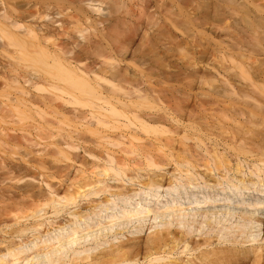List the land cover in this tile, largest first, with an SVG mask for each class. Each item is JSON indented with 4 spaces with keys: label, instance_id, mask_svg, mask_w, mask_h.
I'll return each instance as SVG.
<instances>
[{
    "label": "bare ground",
    "instance_id": "bare-ground-1",
    "mask_svg": "<svg viewBox=\"0 0 264 264\" xmlns=\"http://www.w3.org/2000/svg\"><path fill=\"white\" fill-rule=\"evenodd\" d=\"M52 1L50 2L54 4L56 0H54V2ZM82 1L85 3H82L80 0H76L78 5H83L81 7L85 6L83 10H88V12L91 13L89 16H85V12L82 9V12L81 10L78 11L81 8H78V6V10H75V13L78 15L80 12V15H83V17L81 16L82 18H78V16L75 17L77 18V22L80 23L79 21H81L86 26L84 28L83 25L80 24L83 29H75L78 34L76 37L79 38V41L82 43V45L79 46V42L75 43L73 41L75 47L71 46L72 48H64L62 47L63 44L60 45V47L58 46L60 41L57 40L60 39L63 34H65L66 29L64 28V30L62 28V32L59 35L57 33L60 32L59 29L57 32H55V30L51 31L47 27L46 23L49 21L53 22L52 24L58 22V19L61 18L59 16H62L63 14L60 15V12H62L61 8L59 9L60 12L57 8L60 6L64 8L65 4L67 6V1L62 3L64 5L58 6L60 3H57L55 6L52 5L53 8L57 7V10L55 11L53 8L50 10L52 6H50L51 3L49 4V1L47 0H26V2L22 1L19 6L16 5L18 4L16 0V3L14 0H0V124H5L3 127H6V125H8L7 127L11 126L10 129L6 128V130L0 128V152L5 155L4 156L0 153L1 156H3L0 158V177L2 176V178H4L3 175H5V177L7 176L6 180H11L15 183L20 182L19 184H22L20 185V188L18 186L17 188L15 187L18 193L17 196L15 195V191V193H12L11 190L3 188L6 190L4 193L2 191L3 189L0 190V204H3L0 206V218L3 216L12 215V225H18V227L11 228L8 232H6L8 238L20 237L25 232H36V234L32 235L31 238L26 237L21 242L11 240L0 247V264H34V261L38 260H44L43 264H139L140 259L145 260V264H176L172 261H169L170 259L168 260V256L172 254V252L166 250V247H169V244H172L173 250L176 249L179 244H182V252L189 254L188 257L190 258L186 259L184 263L179 262L178 264H226L225 261L227 260V257L222 251L208 252L204 250L199 251V254L196 256H190L191 252L193 253L199 249V246L196 248L190 247L185 238L180 236L176 237V234L169 232L167 228H165V231H162L163 233H155L154 237L147 240L143 245L119 242L116 246L110 244L108 247L98 250V253H94L91 250L88 252L86 251L84 254L72 251V256H70L68 259L63 260V258L60 257V253H62L67 247L71 249V246L75 245L79 240L85 239L86 237L91 236L97 231L105 228L107 225L114 223V216L107 217L109 221L104 222L103 224L97 222L92 226L86 225L84 229H81L79 223L85 216L78 212L70 213V215L73 217V221L67 220L66 223L62 224L50 223L51 231L53 230L52 232L50 229L43 230L42 232L38 231V228L42 226V223H21L20 226L19 222L21 220H35L37 217L41 216V213L46 214L47 209L51 210L53 214H57L63 208H66L70 205H76L78 200L91 195L106 193L109 197L118 198L127 197L128 195L138 192L143 188L147 190L159 188L162 185L160 182L156 181L154 177H146L145 180L140 181L136 177L126 175L125 167L128 165L127 159L124 156H139L140 158L144 159L146 167L148 166L154 168L163 167L162 164L165 163V159L163 158L174 159L173 157L176 156H173L172 152L167 154L166 150H173L172 143H175V141L172 142L173 139L168 140V137L166 138V130L162 129V127L163 124H166L167 122L178 123L180 121L179 119L184 116L181 115L184 113L182 112L183 107L185 110V106L191 101L189 99L192 94H190V97H188L187 93L186 96L188 98L187 101H185V92L181 93L183 87L182 89L180 88V91L177 90V92H175L176 89L173 91V87H168L172 88V91L175 93L180 92L182 94V98H184V100H181V95L177 96L178 99L180 97L179 100L177 98L176 100L171 98L174 102H177V100L179 102L181 100L180 104L178 103V105L179 107L182 106V109H177L175 106L177 103L174 104L172 101L174 106H171V109L169 108L170 106L162 108L165 105L163 101H166L167 104H170L171 102V99H168L167 97L169 93L167 89H164L163 91L161 90L162 93L160 95V88L152 86L153 89H159V95L154 94L155 96L153 97L151 91L148 97V95L145 93L147 87H149L150 84H155L152 83L153 81L156 82V86L157 84L159 85L157 80H161L162 78L165 80L163 83L168 80L169 82L170 80L171 82H174L172 77L179 76L178 72L181 71L180 68H175V70L179 68L178 71H175L176 76L174 75L175 73H172L173 75L168 73L170 75L168 76L166 73L171 71L173 67L170 66V70L168 65H165L167 62H165V64L163 63L162 59L164 58L161 59V57H159V59H156L157 61L161 60V63H159L160 61H155V59L153 61L148 59L150 61H148V64L152 62L153 65H156L154 64L155 61L161 65V70L156 68V66L158 67L159 64L154 66L156 68L155 71L157 72L155 78L160 77L161 79H155L153 77L154 80L152 79L153 81L151 82L149 79L154 76L151 74V72H154L153 65L151 67L152 69H148L150 67L145 65L147 63H144L146 60L143 61L137 56H132L130 58L137 57V61L140 59L139 64H141V61H143L142 65H145L143 66L146 68V73L144 72L143 67V70H141L140 67H136V69L141 70H139V74L136 72L138 70H133L137 75L133 76L127 73L122 68L123 66H121V63L126 62L127 56L132 53H129L128 51H132V49L129 50V48L133 41L130 42L132 37L130 38L129 35L131 36L132 34H129L130 32L128 33L127 29L125 28L126 26L124 27V24H127L126 22L123 23V21H125V19H123L125 16L121 18V21L119 19L117 20L116 18L115 21L113 20L108 22L107 20H109V18L106 20L99 18V16L107 17L104 14L105 12L101 13L103 9L101 11V6L98 4L103 0H98V3L97 0ZM119 1L117 0V2ZM117 2L114 0V3L117 4ZM261 2H263V0ZM261 2H259L258 5H260ZM119 5L121 6L120 3ZM122 6L124 7L125 4L122 3ZM261 6L263 7V3ZM261 6L260 8H262ZM63 8L62 10L65 9ZM262 11H264L263 8L261 12ZM88 12L86 14H89ZM101 14L104 15L102 16ZM49 15L51 16L49 17ZM120 16L122 17V15ZM110 18L114 19L113 16ZM74 22L78 24L76 19ZM61 26L63 25L61 24L57 27L59 28ZM90 27H92L94 30L92 31L91 29L93 32L92 37L91 33L88 34ZM123 27L126 29V31ZM117 29L120 32H118ZM130 30L134 35L136 31L134 32V29ZM259 34L256 36V38H254L256 39L254 41L256 42V46H253V48H256V52L258 50L257 37L260 38ZM57 35L59 38L56 37L58 38L56 40V38L54 39V36ZM66 36L67 34L64 35V38ZM74 36L72 35V38L71 36L67 37L73 39ZM261 36H263V32ZM76 37L73 40H76ZM67 39L64 40L68 42L69 39ZM129 39L131 40L129 41ZM55 40L57 42H55ZM259 41L261 42V40L258 39V43ZM66 42H64V45H72V41H70L71 44H67ZM259 45L261 44L259 43ZM262 46H264V43ZM139 48L137 47L136 51L134 49V53L131 55L138 52ZM141 49L139 50L140 53L138 54H141V57L145 58V55H143V52H141L144 51V49ZM163 52L168 53L167 50L162 51V53ZM167 55L169 56V53ZM254 56L256 57L257 53L256 55L254 54ZM261 59L263 58L261 57ZM256 61H258L259 64L260 62L263 63L260 59H256ZM162 63L165 67L162 65ZM125 65L128 66L126 63ZM166 66L168 67L169 71H167ZM160 67L158 68L160 69ZM189 67L190 66L187 68ZM256 67H259L260 71L259 68L257 69L260 73H262L261 65ZM128 70L129 68H127V71ZM184 70L183 72L186 71ZM189 71L192 70L190 69ZM189 71L185 72V74L181 71L183 73L182 76H186L187 74L185 79L183 77L184 80L187 79L189 76L188 74H191ZM148 72L151 76H148ZM193 74L195 76V72ZM194 76L190 75L191 78L193 77L191 80L194 81L199 79H195ZM181 79L179 80V83H182ZM163 80L159 81L161 85ZM189 80L187 79L186 83L185 81H183V83L187 85L188 81L189 85L192 84L190 86H197L201 84V82L199 83V80L196 82L197 85L196 83L193 84L194 82L192 83ZM223 84H225V82H223L221 85ZM163 86L160 87L164 88ZM188 87H186L184 90L186 91L189 89ZM176 95L177 94H175V96ZM147 97L155 100L152 101H154L157 105V109L154 107L156 105L152 107V103L150 101V107L147 106L149 105ZM161 97L162 99L164 98L162 101L164 105H161L162 107L156 103L157 101H160L159 98ZM165 97L167 98L165 99ZM169 97H171L170 94ZM192 99H194V97ZM203 100L207 101L206 103L208 104V100H206V98ZM181 102L188 103L181 104ZM202 102L199 103L202 105ZM204 103L205 102H203V104ZM194 104L198 103L194 102ZM200 104L199 108L201 109L202 106ZM145 107H149V112H146L148 111L147 108L146 111L143 110ZM194 107L192 108L193 110ZM186 108L188 109V106ZM255 108L257 109V107ZM150 109H155V111L150 112ZM253 109L254 107L251 110L254 111ZM256 109L254 111V115L252 114L251 117L249 116L250 118L253 116L254 117L252 119L256 118ZM177 110L180 111L181 116L177 114ZM252 111L251 113H253ZM185 112L187 113L186 110ZM261 112L263 113V111ZM251 113L248 112L250 115ZM257 113H260V110ZM196 114H193V116L191 115L192 119L195 116L194 120L191 119L192 123L194 122V134L192 135L194 136V140L201 144L202 141L200 140V135L198 133H201L202 129L204 130L206 127H208L207 125H210L211 121L212 126L214 120L215 123H220L221 120L215 117L218 119V121L220 120L218 122L216 119H214V115L212 117L214 120H211L209 119L208 114H206L205 117H208L207 119L211 120L209 121L210 123H207V121L206 124L204 121L206 118L202 117L204 118L202 119L204 121L203 123V121H200V115L198 116V114ZM174 115H177L179 119L177 120V117L175 119ZM209 115L212 114L209 113ZM200 125H202V129H200ZM217 125L218 124H216V126ZM209 127L207 129H209ZM214 127L215 126H213V128ZM217 127L218 128L215 127V129H219L220 125ZM173 131H175V129ZM207 131H205V133H207ZM168 132L171 133L172 131L168 130ZM112 133L115 134L113 138L107 135ZM163 133H165L163 136H165L166 139L164 142L160 141L161 138L158 137V135H162ZM169 133L168 136L170 135ZM141 134L146 136L145 139L148 138L147 136H151L152 134L157 136H151L154 139L152 142L147 144L142 140L143 137L141 138ZM171 136L172 135L169 137ZM184 136L185 135H183L182 138L185 140L186 137ZM151 137L147 140L151 141ZM238 139H240L241 142H239L240 140H235L239 142V144H237L238 142L236 144L239 148L242 146L241 151L245 149L246 152H244L246 154H244L247 155V158H249L248 156L252 154V151L250 150L253 147L251 148L247 146L248 144H242L244 142V140L242 141V137H238ZM124 140L128 142V145L125 144ZM141 140L142 142L140 143ZM197 142L195 143V149L193 148V150H196V148L199 149L200 146H196ZM143 143H146L147 145ZM233 143L235 144L234 140ZM234 144L231 146H234ZM119 145L122 146V148L119 150L121 155L115 157L114 151H111L107 148L108 146ZM243 145H245V147L247 146L246 148L249 149V153L251 154H247L248 151L243 147ZM251 146L255 147L256 155L258 154L256 152L261 151V147H257V145L255 146L254 143ZM256 147L260 148V150L256 149ZM233 148L234 147L231 149L233 150ZM239 150L240 149L237 151V149H235V153H238ZM241 151L239 154H243V151ZM262 151L260 153H262ZM100 152L105 154L104 157L101 158ZM79 153L83 154L80 155ZM221 154L222 157L220 153V156H214V168L217 170L219 167H223V169L227 170L225 172H229V163L227 159L224 158L226 155L223 157L224 153L222 152ZM252 155L253 156L251 157L254 159L255 156L254 154ZM260 156L261 155H259V157ZM263 157L264 156H261V158L257 159V162H259L258 164L261 166L264 165ZM88 158H90L92 162L103 160L104 165H102V167L96 172H92L91 176L89 177H82V175H80L79 177L82 179V186L77 185V187L74 188L66 186L62 191H58V188L53 186L50 181L47 180L52 179L53 175H56L59 178H67L68 174L72 171H74V175L76 173L82 174L79 167L84 165L86 162L85 160ZM177 158L179 160V157ZM238 158L236 157L235 172L237 171L238 174L241 175L243 172L239 170L240 168H237L239 167L238 163L240 164V162H237L240 160ZM172 159L170 162H173ZM176 159L174 160L176 161ZM8 160H11V162L18 161V164L10 163ZM175 161L173 164L177 166H182V164H185V162L183 163V160L182 163ZM203 162V166H205L207 171H209L207 161L203 159ZM251 163L252 164L249 163V169L252 168V171H248L250 172V175H256V178L259 180V176L261 174L259 169L260 167L258 168L257 165H254L256 163V159L251 161ZM169 164L166 162L164 165ZM75 166H77L76 170ZM93 167L95 168L96 165L93 164ZM178 171L179 170H177V172ZM180 172L181 170L179 171V174ZM182 172L185 174L188 173L187 170H182ZM116 178H126L128 180H132L133 183H137L138 185L140 184L141 188H143L128 189L122 185H120V187H112L107 184L109 180H116ZM237 179L239 184L245 182L244 179ZM187 180L188 183H190V178ZM1 182L3 183V181L0 179V183ZM205 182H207V180H205ZM246 183L252 185H255L256 183L264 185V176H262V178L257 182L253 181L252 179H248L246 180ZM169 184L170 183H168V185ZM107 196H105L101 201L95 202V204H90L89 208L92 207L94 210L102 204L105 205L109 203L110 200ZM184 212L185 209L167 206L160 215L176 214L178 217H182L184 216ZM92 213L93 216L97 215V212L92 211ZM153 215L157 216L156 213H153ZM138 216L139 212L133 210L122 212L120 218L129 220L130 218H137ZM83 222L86 223L85 220ZM65 225L68 226V230L63 232L62 230ZM3 228L10 227L7 225V223H0V231H2ZM50 234L55 236L49 238L52 236ZM44 236H48V238H44ZM5 240V238L1 239V243L5 242ZM28 251H31V253L23 255ZM164 259L168 261L159 263Z\"/></svg>",
    "mask_w": 264,
    "mask_h": 264
},
{
    "label": "rangeland",
    "instance_id": "rangeland-1",
    "mask_svg": "<svg viewBox=\"0 0 264 264\" xmlns=\"http://www.w3.org/2000/svg\"><path fill=\"white\" fill-rule=\"evenodd\" d=\"M22 1L26 2V0H16V2L18 3L16 5L19 6ZM47 1H49L50 4V1L52 0ZM65 1H67V6L66 4H62L65 3ZM80 1L82 3L84 2L82 0ZM120 1L117 2V0H115V2H117L116 4L114 3V0H103L100 3H98L97 0V3L101 6V11L103 9L101 13L105 12L104 14L107 16H99V18L104 20L109 18V20L107 21L110 22L113 20L115 21L116 18L117 20L119 19L121 21V18L125 16L126 18H123L125 19L123 23L126 22L128 24H124V27L126 26L125 28L127 29L128 33L130 32L129 34L133 35L130 29H134V32L136 31L133 35L134 38L132 35H129L130 38L132 37V40L129 39V41L131 40L130 42H133L129 48V50L132 49V51L128 52L134 53V49L136 51V48L140 47L139 50L141 48V50L144 49V51L141 52H143V55H145V58L141 57L142 55L138 54L140 53L139 50L135 53L137 55H131L132 53L129 54V56H127V60L125 59L126 62H122V65L120 64L121 66H123L122 68L127 73L134 76L139 74L140 69H144L145 72V65L150 67L148 69H152L151 67L153 63L151 62V65L148 63L150 61H153L154 59L155 61H157L156 59H159V57H161V59H165H162L164 64L165 62H167L165 65H168L169 68L170 66L173 67V69L171 70L170 68L171 71H169L168 67L166 66V69L169 72L164 69L167 72L166 74L168 76L173 75L172 73L178 71L179 68L182 72L184 69L186 70H184L185 72H188L191 69L193 73L195 72V76L192 71H189L191 74H188L189 76L187 77V79L189 80L190 78L189 81L192 83L194 82L193 84H195L197 80H199V83L201 82V84L199 85H197L196 83L197 86L193 85V87L190 86L192 84L189 85V82L187 81V85L190 86V88L185 85L187 79H184L187 74L186 76H182V74H185V72L182 73L181 71H179L180 73L178 72V77L176 76V73L174 74L176 77H172V80H174V82H171V80L169 82L168 80L163 83L165 80L159 77L161 80H163L162 85L159 82L161 80H157V83H159L161 87L164 85V88H161L158 84L156 86V82L153 81V77L155 78L157 74V72L155 71L156 68L158 70H161V65L159 64L161 63V60L157 61H160L159 63H156L154 61V64H159L158 67H160V69L156 65H153V67L156 66V68H153L154 72H151V74H153L154 76H152L151 78L147 77L150 78L149 80L151 82L153 81L152 83H155L154 85L150 84L149 87H147L145 94L148 95V97L151 91L154 97L164 89H167L169 91L167 96L168 99L174 98L176 100V98L178 99L177 96L181 95V100H184L181 94L184 92V97L187 93L188 97H190V94H192L194 97V99H192L193 97L191 95L189 99L191 101L194 100L192 102H181V104L188 103V105L185 106V110L187 111V113L185 112L184 107L182 111L186 114H181L180 111L177 110V114H179V116L184 115L185 117L183 116L179 119L177 115H174L175 119L177 117V120L179 119L180 121L178 123L167 122L166 124H163L162 127V129L166 130V138L168 137V140L173 139L172 142L175 141V143H172L173 150H166L167 154L172 152L173 156L176 155L173 157L174 159L179 157V160L178 158L176 159L177 162L179 161L180 163H182L183 160V163L185 162V164H182V166H177L173 164L175 161L174 159L171 158L173 160V162L171 161V163V159L163 158L165 159V163L163 160L164 164H166V162L167 164H170H162L163 167L159 168L148 166L146 167L144 159L140 158L139 156H124L127 159L128 165L127 167H125L126 175L136 177L140 181L145 180L146 177H154V179L160 182L162 186L156 189L147 190L143 187L142 189L140 184L138 185L137 183H133L132 180H128L126 178H116V180H109L107 184L112 187H120V185H122L123 187L128 189L141 188L142 190L130 194L127 197L118 198L109 197L106 193L91 195L78 200V203L76 205H70L66 208H63L57 214H53L51 210L47 209L46 214L41 213V216L37 217L35 220H21L19 222L20 226L21 223H42V226L38 228V231L42 232L43 230L47 229H50L51 231L50 223L62 224L66 223L67 220L73 221V217L70 215V213L72 212H78L81 215L85 216L79 223L81 229H84L86 225H95L97 222L103 224L104 222L109 221L107 217H115V219H113L114 223H112L111 225H107L105 228L97 231L95 234H92L85 239L79 240L75 245L71 246V249L67 247L65 250H63V252L60 253V257L63 258V260H66L70 256H72V251L84 254L86 251L88 252L91 250L94 253H98V250L106 248L110 244L116 246L119 242H124L127 244L136 243L143 245L147 240L154 237L155 233L165 231V228H167L169 232L175 233L176 237L180 236L185 238L190 247L196 248L199 246L198 250L190 253V256H196L199 254V251L204 250L208 252L222 251L227 257V260L225 261L226 264H264V185L257 183L255 185H252L246 183V180L248 179H252L253 181L257 182L262 178V176H264V165L262 164L263 166H261L258 164L259 162H257V159L261 158V156H264V46H262L264 43V11L261 12L262 8L264 9V0L263 2H261L262 0ZM52 2H54V0ZM259 2H261L260 5H258ZM57 3H60L58 4V6L64 5L65 9L61 6L58 8H53L52 5L55 6ZM76 3V0H56L54 4H50V6H52L50 10H52L53 8V10L56 11L58 9V11L60 12L59 9L61 8L62 12H60V15H63L59 16L61 17L59 19L56 18L58 19V22H55L54 24H52L53 22L50 21L46 23L47 27L51 31L55 30V32L60 30V32H57L59 35L62 32V28H65L67 32L66 33L64 31L65 34H63V38L61 36L60 39H58V35L54 36V39L58 37L56 38V40L58 39L57 41H60V43H58L59 47L62 44V47L64 48L71 46L75 47L74 42H79V46L82 45V43L79 41V38L76 37L78 36L76 30L83 29L80 24H82L84 28L86 26L81 21H79L80 23H78L77 18L75 17H83V15L80 14L85 6L81 7L83 5L80 6L78 5V3ZM119 3L121 4V6L119 5ZM122 3L125 4L124 7L122 6ZM262 3L263 7L261 6ZM77 6L78 8H81L78 10ZM260 6L262 8H260ZM62 8L64 10H62ZM75 10H81L80 13L78 12L79 15L75 13ZM83 11L85 12V16H89L91 14L90 12H88V10L84 9ZM86 11L89 14H86ZM120 15H122V17ZM50 16L51 15H49V17ZM112 16L114 17V19L110 18ZM74 18L79 25L74 22ZM61 24L63 26L58 28L57 26H60ZM125 28L124 30L126 31ZM259 28L263 32V36H261L262 32ZM73 29L76 30L74 31ZM91 29L92 27H90L89 30L91 31ZM89 30L88 34L91 33L92 37V31L94 30L92 29L91 32ZM117 31L120 32L118 29ZM66 34L69 37L71 36V38L72 35H75L73 39H75L76 37L77 41L66 36L70 41H72V45H64V42H66L64 39H67L66 37L64 38V35ZM258 34L260 35V38L257 37L258 50L256 52V48L254 49L253 46H256V42H254L256 39L254 38H256ZM258 39L261 40L262 43L259 41L261 45H259ZM56 40L55 42H57ZM69 40L68 42H66L67 44H71ZM166 50L169 53V56L166 52L162 53V51ZM254 52L257 53L258 58L257 56H254V54L256 55V53ZM132 56H137L143 61L146 60V62L144 63H147L148 65L143 64V66V61H141V64H139L140 59L139 61H137V57L130 58ZM261 57L263 59H261ZM256 59H260L263 63L259 61V64ZM125 63L128 66H126ZM163 63L162 65L164 66ZM258 65H261L262 73L259 72L260 68L256 67ZM188 66L190 67L187 68ZM136 67H140V69H136ZM176 67L179 68L175 70ZM127 68H129L128 71ZM257 68H259V71ZM133 70H138L136 71L137 74H135L136 72H134ZM168 73L171 74L169 75ZM147 74L148 76H151L149 75V72ZM190 75L194 76L195 79H199L193 81L191 80L193 77L191 78ZM157 78L158 77H156L155 79ZM180 79L182 83L183 81H185V83H179ZM221 82H225V84L221 85ZM184 85L189 88L187 89L188 91L184 90L186 89ZM152 86L159 87L160 91H158V88V90H156V88H154V90ZM168 87H173V91L176 89L175 92H177V90L180 91L182 87L183 89L181 93L178 92V94L173 92L172 88ZM162 91L160 92V95ZM169 94L171 97H169ZM175 94L177 95L175 96ZM194 95H197V98ZM167 97H165V99ZM188 97H185V101H187ZM204 98L208 100V104L206 103L207 101L203 100ZM159 99L160 101L156 102L157 104H159V106L164 105L163 103H165V105L161 107L165 108L170 106L169 108L171 109L175 103H177L178 105V103L180 104L181 101L180 100L178 102V99L177 102H174L171 99V102L167 101L170 102V104L168 103V105L166 101H163L164 98L162 99L161 97ZM200 99H202L206 104L204 103V105L202 100ZM147 100L148 102L150 101L152 103L151 104L149 102V105L147 106L150 107V104L152 105V107L156 105L154 99L148 98ZM172 101L174 104L172 103ZM198 101L200 103L202 102V105ZM194 102H197L198 104H194ZM199 104L202 106L200 107L205 114L199 108ZM177 105L175 104L177 109H182V106L179 107V105ZM229 105L231 106V109ZM187 106L188 109L186 108ZM192 106L194 107V110L192 109ZM149 107H145L143 110L146 111L147 108L148 111L146 112H149ZM154 107H156L157 109V105ZM203 107L205 108V110ZM253 107L254 111L256 109L255 107H257L255 112V119H252L254 116L250 118L252 114L254 115V111L251 110ZM258 109L260 110V113H257L259 112ZM150 110V112L155 111V109ZM250 110L253 113H251ZM261 111H263V113ZM248 112L251 113V115L248 114ZM192 113H197L198 116L200 115V121H203L202 119L206 118V120H204L205 123L207 121V123H210L209 121L216 118H219L221 120H219L220 123H215L214 120L213 122L215 124L213 123L214 125L212 124V126L211 121L210 125L207 126H210L212 128L209 127V129H207L208 127H206V130L204 129L205 131L208 130L207 133H205V131L202 129L204 121L203 123L201 122L202 125H200V129H202V131L201 133H198L200 135V140L202 141L201 144L194 140V136L192 135L194 134V122L192 123V120H194L195 117L194 116L193 119L191 118V115L193 116ZM209 113H211L212 115H209ZM206 114H208L209 119L211 120L207 119L208 117H205ZM213 115L214 119H212ZM216 120L218 121V119ZM172 124H175L177 127H179L177 128ZM216 124L220 125L219 129H215V127L218 128V125L216 126ZM3 125L5 126V124H2L0 127L1 129L6 130V128H11V126L7 127L8 125H6V127H3ZM167 126H169L170 128ZM213 126L215 127L213 128ZM174 129L175 131H173ZM168 130H171L172 132L169 133L170 131L168 132ZM168 133L172 136L169 137L170 135L168 136ZM164 134L165 133H163L162 135H158V137L161 138V140L160 138L159 140L162 142L166 140L165 136H163ZM107 135L113 138L115 134L112 133ZM141 135L139 136H141V138L143 137L142 140L147 144L152 142V140L154 139L151 136H157L153 134L151 136H147V139H150L151 137V141H148L147 139H145L146 136H144V134ZM183 135H185L184 137L188 139L185 138L184 140L182 138ZM239 135L243 138L242 141L244 140L242 144H248L247 146L254 148H252L250 151H252L251 153L255 156V158H253L256 159V163L254 165H257L258 168L260 167L259 169L261 171V174L259 173V180L258 178H256V175H250V172L248 171H252V168L249 169V166L250 164H252L251 161H254V159H252L251 156L253 155L249 153V149L246 148L247 146L245 147V145H243V147L248 151L247 154H251L248 156L249 158H247V155H245L246 151L244 148V150H242L243 154L245 153L244 156L242 153V155L239 154L242 148V146L241 148H239L237 145L239 144V142H241V140L238 139V137L241 138ZM142 140L140 141V143L142 142ZM233 140L235 144L233 143ZM235 140L240 141L238 142ZM124 142L128 145V142H126V140H124ZM196 142V146L199 145L200 147L199 149L196 148V150H193V148L195 149L194 145ZM253 143L255 146L257 145V147H261V151L263 149V154L258 150H256L258 151L256 152L258 154H255V147L251 146L253 145ZM233 144L234 146H231ZM232 147H234L233 150L231 149ZM257 147L256 149L260 150V148ZM121 148L122 146L119 145L108 146L107 149L114 151V156L118 157L121 155L119 152ZM235 149H237V151L238 149L240 150L238 153H235ZM222 152L224 153L223 157L226 155L224 158H226L229 163V172H225L227 170L223 169V167H219L217 170L214 168V156L221 155L222 157ZM0 153L4 155L2 152ZM1 154L0 158L3 157L1 156ZM79 154L82 155L83 153ZM100 155L102 158L105 154L100 152ZM259 155L261 156L259 157ZM236 157H239L238 159H240L237 161L240 162V164L238 163L239 167L237 168H240L239 170L243 172V174L241 175H239L237 171V173L235 172ZM203 159L207 161L209 171H207L205 166H203ZM8 161L13 164H18V161ZM85 161V164L79 167L82 174L76 173L74 175V171H72L68 174L67 178H59L58 176L53 175L52 179L47 180H49L53 186L57 187L58 191H62L66 186H70L71 188L77 187V185L82 186L83 184L82 179L79 177L80 175H82V177H89L91 176L92 172H96L102 167V165H104L103 160L92 162V160L88 158ZM9 162L8 164L10 165ZM93 164L96 165L95 168L93 167ZM76 168L77 166H75V170ZM176 169L179 171L181 170L180 174ZM182 170H187L188 173L185 174L182 172ZM3 177L4 178H2V176L0 177L1 181H3V183H0L2 187H0V190H2L3 188L11 190L12 193L16 192L15 195L17 196L18 193L16 188L17 186L20 188V185L22 184H19L20 182L15 183L14 181L6 180L7 176L5 177V175H3ZM188 178H190V183H188ZM237 178L244 179L245 182L239 184L237 182ZM205 180H207V182H205ZM168 183L170 184L168 185ZM4 189L2 191L6 192V190ZM105 196L109 197V203L105 205L102 204L94 210L92 209V207L89 208L90 204H95V202L101 201ZM1 205L3 204H0V206ZM167 206L185 209L184 216L178 217L176 214L160 215ZM133 210L139 212V216L137 218H130L129 220L120 218L122 212ZM92 211L97 212V215L93 216ZM153 213H156L157 216L153 215ZM84 220L86 223L83 222ZM0 221H2L0 223H7V225H9L10 227L3 228L2 231H0V247L11 240L21 242L26 237L31 238L32 235L36 234V232H25L20 237L8 238L6 232H8L11 228L18 227V225H12V215L3 216L0 218ZM66 230H68L67 225L64 226L62 231L65 232ZM53 234H50L52 236L49 238L55 236ZM48 236H44V238H48ZM3 238H5L6 240L5 242L1 243V239ZM168 246L169 247H166V250L172 252V254L168 256V260L170 259L169 261L178 264L179 262L184 263L186 259L190 258L188 257V253L182 252V244H179L174 250L172 244H169ZM30 253L31 251H28L23 255H27ZM168 260L164 259L159 263H164ZM43 261L44 260L34 261V264H43ZM145 262V260H139V264H145Z\"/></svg>",
    "mask_w": 264,
    "mask_h": 264
}]
</instances>
